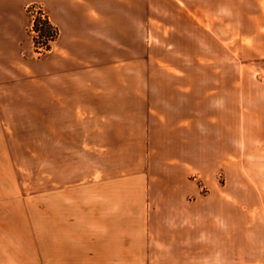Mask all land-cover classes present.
<instances>
[{
  "label": "crops",
  "instance_id": "0c3cea01",
  "mask_svg": "<svg viewBox=\"0 0 264 264\" xmlns=\"http://www.w3.org/2000/svg\"><path fill=\"white\" fill-rule=\"evenodd\" d=\"M33 3L59 31L42 59L28 37ZM256 9L242 36L264 58ZM160 25L146 29L119 0H0V264H168L174 253L190 264L206 254L207 219L226 223L215 252H239L241 207H264L263 82L245 73L227 97L182 70L171 100L156 101L141 57L202 64L237 47L200 19ZM63 107L89 111V177L65 188L46 165L56 151L31 133V119Z\"/></svg>",
  "mask_w": 264,
  "mask_h": 264
},
{
  "label": "rangeland",
  "instance_id": "374dc122",
  "mask_svg": "<svg viewBox=\"0 0 264 264\" xmlns=\"http://www.w3.org/2000/svg\"><path fill=\"white\" fill-rule=\"evenodd\" d=\"M119 1L125 9L134 10L136 16L138 14L141 16L142 25L146 29H149L151 23L163 27L160 25V20L164 21L166 18H172L178 23L200 19L215 26L213 30L215 37L231 43L237 41L236 49L233 48L232 53L229 54L232 57H205L202 64L197 62V57H141L143 85L153 87L156 101L171 100L170 96L174 91L172 88L183 84V77L180 74L182 70H201L206 91H213L214 86L222 87L227 97L231 82L235 79L240 81L245 77V73L250 77L256 76L264 85V58L247 54L244 47L245 36H242L247 22L252 21L251 17L259 16L252 14V10L264 5L262 0ZM209 32L207 30V39ZM213 70L216 73L215 77L212 75ZM187 80L192 83L195 78L190 77ZM86 118L89 119V111H76L70 107H63L61 110L46 111L43 124H37L36 119H31V133L39 134L43 139L40 145L46 150L56 151V158L45 160L46 165L55 161L56 166L61 167L59 177L63 188L71 182L85 181L89 177V121L87 125L80 123ZM205 192L208 193L209 190L206 189ZM77 194L85 196V191L78 189ZM65 196L69 194H64L63 197ZM241 208L242 211H239L238 215L239 252L237 254L215 252L219 248L215 246L217 238L219 244L221 235L219 226H224L226 223L207 219L206 254L199 257L197 254L185 255L184 258L189 257L190 264H264V207ZM210 211L207 204V218L213 217ZM247 216L252 220L246 221ZM245 249L253 252H243ZM165 257L168 264H185L181 254L174 253Z\"/></svg>",
  "mask_w": 264,
  "mask_h": 264
},
{
  "label": "built area",
  "instance_id": "2783aa9c",
  "mask_svg": "<svg viewBox=\"0 0 264 264\" xmlns=\"http://www.w3.org/2000/svg\"><path fill=\"white\" fill-rule=\"evenodd\" d=\"M27 13L30 18L28 37L31 41L35 57H45L57 40L59 31L50 23L43 5L33 3L28 5Z\"/></svg>",
  "mask_w": 264,
  "mask_h": 264
}]
</instances>
